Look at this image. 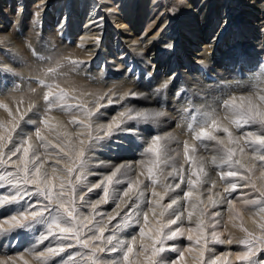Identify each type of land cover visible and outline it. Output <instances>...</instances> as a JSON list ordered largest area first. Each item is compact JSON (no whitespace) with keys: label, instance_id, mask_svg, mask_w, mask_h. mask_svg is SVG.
I'll return each mask as SVG.
<instances>
[{"label":"snow or ice","instance_id":"1","mask_svg":"<svg viewBox=\"0 0 264 264\" xmlns=\"http://www.w3.org/2000/svg\"><path fill=\"white\" fill-rule=\"evenodd\" d=\"M65 63L73 70H82L84 64L65 57L47 67L44 78L37 80L44 89L40 108L30 102L21 111V100L17 115L0 103L10 117L0 120V208L11 213L0 216V236L15 240L13 233H31L35 238L23 253L0 256V264H188L186 253H195L192 264H227L225 256L232 253L206 256L210 243L232 242L221 240L216 230L221 220L215 217L222 213L210 211L221 204L234 212L229 219L240 220L238 227L245 233L240 241L244 250L235 254L236 259L264 264L259 258L264 252V71L247 92L229 94L218 108L203 113L185 108L189 139L178 142L180 151L169 148L177 137L156 135L146 142L143 159L116 165L100 161L96 167L111 170L90 181V175H98L89 168L100 148L118 145L124 134L139 139V126L154 124L166 113L163 105L153 109L133 104L145 97L132 89L104 93L86 103L55 79L49 82L48 78L61 75ZM170 83L171 79L165 80L153 94H165ZM109 105L119 108L110 115L102 111ZM34 108L33 116L25 120ZM56 111L71 117L73 133L55 120ZM21 121L37 126L17 132ZM53 131L55 141L46 134ZM173 151L175 155H170ZM218 181L222 191L214 192ZM244 187L258 194L244 203L255 206L251 212L259 217L253 220L259 234L244 227L243 212L232 197ZM108 204L111 210L102 207ZM182 238L193 244L180 250L177 259L165 255L176 251V245L168 242Z\"/></svg>","mask_w":264,"mask_h":264},{"label":"bare ground","instance_id":"2","mask_svg":"<svg viewBox=\"0 0 264 264\" xmlns=\"http://www.w3.org/2000/svg\"><path fill=\"white\" fill-rule=\"evenodd\" d=\"M16 1L0 0V3L3 4L0 6V38L6 39L8 43L5 45L8 48L6 51L11 53V56H15L14 51L18 43L16 44L10 39L11 32L9 34L6 32V24L11 21L8 18L7 12L9 11L7 10H15L14 6H18ZM172 1L173 3L169 5L164 0H83V2L75 0V3L71 5L72 8L68 6L63 8L62 0H23L21 6L17 8L24 13H18L16 18L12 17L14 23L20 28H28L27 32L41 28V33L36 32V40L37 46L43 51L52 46L47 39L48 34L45 37L42 36L47 27H57L58 35H62L64 41L71 39L74 33L78 35L76 41L79 52L75 51V53L86 60L81 68L87 73V77L83 76L87 82L80 81L85 83L81 89L82 95L80 93L82 101L88 103L104 93H119L132 89L143 93L145 97L133 100L132 103L136 106L160 109L163 105L166 115L154 124L139 126V139L130 134L118 145L112 144L115 146L114 152L118 154L117 162L114 159L112 162L110 161L111 155H108L107 147L100 148L93 155L90 171L98 175H90L92 181L99 180L101 175L111 170L104 166L96 167L100 161L116 165L125 161L134 162L143 159L144 156L138 157L140 153L143 155V147L146 146L148 140L158 134H171L177 137V141L169 143V148L180 151L178 142L189 139L185 127L181 128L182 131H185L184 134L179 129V126L184 125L179 123L184 120L182 114L185 108L199 109L201 113L218 108L212 101L216 96L215 93H219L216 97L218 102H221L229 94H244L251 86L244 87L245 82L243 88L246 89L240 91L241 84H237L235 80L239 79L238 82L240 79L253 80L254 83L257 76L254 77L251 70L264 69V0ZM70 2L69 0L67 3L70 4ZM158 2L162 3L164 8L157 13H152L154 5ZM37 5L43 7L42 18L33 19L30 24L27 21L28 14L32 10L34 11V6ZM30 6L33 8L29 9ZM114 11L118 13H113ZM116 14L119 16L113 18L110 16ZM96 19L101 20L94 22ZM34 20H36L35 23ZM108 20H112L114 26L110 27ZM35 25L36 27H34ZM97 38L99 44L96 43ZM79 45L87 47L81 48ZM64 47H61V50L58 48L56 53L47 55L56 57L60 53L64 54L62 51ZM0 48L2 49V47ZM3 49L5 48L3 47ZM16 52L19 51L16 50ZM40 55L42 54L40 53ZM69 55L65 54L64 58ZM63 60V58L60 59V61ZM105 63V68H103ZM221 68L228 70H221ZM211 71H215L218 75L214 78L215 80H212L213 75L208 73ZM183 78L188 82H193V86L197 82L198 87L195 86L197 88L189 89L190 93H193L197 105L188 101L187 90L181 87ZM169 79H171V83L166 93L154 95L153 89ZM89 81L92 83L89 84ZM200 82L201 85H199ZM60 83H67L69 88H72L68 77H63ZM235 87H239V90ZM35 102L38 108L39 103L37 100ZM199 104L202 106H198ZM89 107H91V103H89ZM118 108V105H109L102 111H107L111 115ZM35 110L30 112L25 120L32 117ZM176 118H179L178 122H176ZM55 120L63 124L61 117L57 115ZM22 123V126H29ZM65 129L69 133L75 131L66 126ZM140 148L141 150H138ZM170 155H175V152H170ZM176 159L179 160L180 157ZM168 179L171 181L172 178ZM258 182L261 183L259 180ZM225 206L221 204L218 209H213L219 210L224 215ZM103 207L106 210H111L112 205H103ZM249 215L251 217L246 218V226L250 231H257L258 228L253 220L259 221V217L254 216L252 212ZM230 246L232 245L229 244L228 247ZM227 251L221 255L212 254L211 256H225L226 253H232V255L225 256L227 264H236V262L240 264L235 254L242 251H229V249ZM186 259L188 264H192L191 256L186 254Z\"/></svg>","mask_w":264,"mask_h":264},{"label":"rangeland","instance_id":"3","mask_svg":"<svg viewBox=\"0 0 264 264\" xmlns=\"http://www.w3.org/2000/svg\"><path fill=\"white\" fill-rule=\"evenodd\" d=\"M62 1H63V8H66L67 6L72 8L71 5H73L75 3L74 2L75 0H73V3H72V0H70L71 1L70 4L67 3V2H69V0H62ZM78 1L81 2V0H77V2ZM164 1L169 3V5H171L173 3L172 0H164ZM22 2H23V0H21V1L17 0L16 4L18 6H14L15 10H12V9L7 10V11H9V12H7L9 14L8 18L11 21H9L6 24L7 25L6 32L8 34L11 32L12 34H10V36H9L10 39L13 40L12 42H15L16 44L18 43L17 46H20V47L16 46V50L19 51V52H16V50L14 51L16 53L15 54L16 57L15 56H11L12 54L6 51L8 49L5 46L6 44H8L6 42V39L0 38V47H2V49L0 48V73H2V74H0V103L7 104L8 107L13 110V112L15 111L14 114H17L16 113V107H17L18 102L21 101V100H23V103L19 104V107H20L21 111H23L25 109V107H27L30 102L36 103L35 102L36 100L39 103L38 104V106H39L38 108H40L42 106V104H43L42 93L44 92V89H42V88H40L38 86L37 80L41 79V78H44V71H45V69L47 67L55 66V63L57 61H60L61 58L64 59V55L65 54H70L69 56H65V57H69L70 58V56H71V59L80 60V61H83L84 63L86 61L85 59L80 58L79 56H77L78 54L75 53V51L79 52V50H78L79 47L77 49V41H76L78 39L77 38L78 35L74 33V35L71 37V39H69L70 41L69 40L64 41L63 36L62 35H58V32L56 30L57 27L56 28L47 27L44 30V32L47 31V30L48 31L46 33L43 32L42 36L45 37L48 34L47 39L49 40V43H51L52 46L49 49H46L44 51L41 50L37 46V40H36V38H37L36 32L41 33V28L39 30L36 29L37 31L33 28L34 30H31V31L27 32L28 28L24 29V28L21 27L22 28V30H21L19 25L15 24L14 21H13V18L18 17L17 16L18 13H22L23 12V11L21 12V10L19 8H17V7L21 6ZM82 2H83V0H82ZM0 6H3V4L0 3ZM8 8H10V7H8ZM32 8H33V6L32 7L30 6L29 9H32ZM34 8H35L34 11L32 10L28 14V17H27V21L30 24H32V20L33 19H37V18L39 19L40 17L42 18L41 12L43 10V7H40L39 5H37L36 7L34 6ZM163 8H164V5L162 3L158 2V3H156L154 5V7L152 9V13H157L159 10H162ZM172 12H174V11H172ZM91 13H93V12H91ZM113 13H118V12L114 11ZM159 13H161V12H159ZM95 16H96V14H95ZM110 16L113 18L114 16L118 17L119 15L116 14V15H113V16L110 15ZM87 17H89V16H87ZM92 17H94V16H92ZM98 20H101V19H96V20H94V22H96ZM35 22H36V20H34V23ZM108 23L110 24V27L114 26V24L112 23V20H110V21L108 20ZM24 24H26V23H24ZM34 27H36V25ZM39 33H38V36H39ZM2 44H4V45H2ZM63 46H65L64 50L62 49V51H64V54L60 53L56 57L54 55H52V56H48L47 55V54L56 53L57 49L58 48L60 49ZM79 46L81 48L82 47H87L85 45H79ZM3 47L5 49H3ZM40 53L42 55H40ZM37 56L44 57V60H42V61L38 60ZM105 65H106V63L103 64V68H105ZM114 66H116V65H114ZM9 68L12 70L11 74L7 73V72H3L4 69H9ZM221 70H226L227 71L228 69H222L221 68ZM251 71H252V74H253L254 77H256V76L258 77L260 75V73L262 71H264V69H262V70L261 69H253ZM211 72H208V73L211 74V76L213 75L212 76L213 77L212 80H213L218 75L216 74L215 71H213L212 73ZM253 72H255L257 74H255ZM82 73H84V74L82 75ZM10 75L12 76V78H11ZM83 76L87 77V73H85L81 69L73 70L71 65L69 66L67 63H65V67L63 69H61V75L58 78H48V79H49V82H52V80L55 79V82L59 83L61 81V79H63V77H65V78L68 77L69 83L72 86V88H69L70 86L67 83H63V84L60 83V86L64 87L67 90H69V92H70V94L72 96H74V97L78 96L79 98H81V95H82L81 89L85 86V83H81L80 81L84 80L85 82H87L83 78ZM12 80H14V82H12ZM243 80H244V82H243ZM181 81H182V84H181L182 86L181 87H183L185 90H187L186 91L187 92L186 96L188 98V101L190 100L193 103H195V99H194L195 97L192 95L193 93H190L191 91L189 89H191V88L194 89L195 86L198 87L197 82H195L196 84H195V86H193L194 85L193 82L189 81L190 82V85H189V82L186 79H184V78L181 79ZM238 81H239V79H237V81L235 80V82L237 84H239V85L241 84L242 86L241 85L239 86L241 88H239V87H235V88L237 90L240 89V91H244L246 89V88L245 89L243 88V85L245 84V82H246V84L244 85V87H247V88H249V86H252L254 84L253 80L240 79V82H238ZM255 81L256 80H254V82ZM208 82H210V81H208ZM242 82H243V84H242ZM91 83H92V81H89V84H91ZM250 83H252V84H250ZM64 84H66L67 86L64 85ZM183 84L186 85V86H184ZM199 85H201V82H200ZM246 85H248V86H246ZM17 86H18V88H17ZM197 87H195V88H197ZM235 88H234V90H236ZM33 89H35V91H32ZM73 90H75V91H73ZM80 93H81V95H80ZM218 94L219 93H215L216 96H215V98L213 97V99H212V101H214L217 106L220 103V102H218V100L216 98L218 96ZM198 106H202V104H199ZM33 110H35V108ZM29 113L30 112H28L27 115H30ZM194 113L195 112H192V114L191 113H189V114L193 115ZM27 115H25V118H26ZM52 115L53 116L57 115V116L61 117V119L63 121V124L67 128H69L71 130H75V127L73 125L69 124V120L71 119V117H69L67 115H62L58 111L53 112ZM179 118L175 119L176 122H178L177 119H179ZM9 119H10V117L8 116L7 112H5L3 109H0V120H3L5 122H7ZM27 119H29V118H27ZM22 122L23 121L20 122V127L17 129V132L20 131V128H23L25 131H31L32 129H34L37 126V124L34 123V124H30L29 126L25 127V126H22V124H23ZM179 124L180 125L184 124V120L181 123H179ZM182 126L185 127L184 125H181V126H179V129H180V132H182V134H184L185 131L181 130ZM46 134L48 135V138L50 140L55 141V131H53L52 133H46ZM129 135L130 134H124L122 139H121V141H120V143L126 137H128ZM32 139H33V143H36V138H35L34 135H33ZM14 140H15V136H14ZM8 147L11 148L12 144H9ZM113 148H115V146H112V145H110V147L107 146V149L109 150L108 151L109 152L108 155H111V158H112V159L110 158L111 162L113 161V159L117 162L118 154L116 152H114ZM116 148H117V146H116ZM144 148L145 147H143L142 152H143ZM138 150H141V148L138 149ZM141 156H143V155L140 153V155L138 157L141 158ZM13 159H15V157ZM89 171H90V168H89ZM88 178H89L90 181H92L91 180V176H89ZM96 179H97V177H96ZM241 183H244V181H241ZM257 183L259 184L258 181H257ZM214 190L222 191V187H220L219 183H218V187L216 189H214ZM0 191H3V190L0 189ZM97 191H99V190H97ZM89 195H92V194H89ZM256 195H258V194L254 193L253 190L250 187H244V188H241V189H237L236 192L232 193V197H236L237 198L235 200L236 207L238 209H241L242 212H243L242 222L244 224V227H246V228H248L246 226V218L250 216L249 214L251 212V209H253L255 206L251 205V204H245L244 201L245 200H251ZM232 197H229V198H232ZM104 209L106 210V208H104ZM210 211L211 212H215V210L213 208H211ZM10 214L11 213L6 212V210L4 208H0V216L10 215ZM230 216H234V212L233 213H229L227 211V206H225V214L222 215V218L215 217V219L216 220H221V223L216 225V230L222 232L221 236H220V239L221 240L225 239L224 241H227V240L231 239L232 242L231 243H227V244L226 243H210L208 245V247H209V249H211V251L206 252V256H211L212 254L213 255H217V254L221 255V254H223V252H228L227 251L228 249H229V251L230 250L231 251H235V250L236 251H243L244 250L243 245L240 243V241L245 238V233L242 232L240 230V228L238 227V225L241 223V221L240 220H236V219L230 220L229 219ZM233 225H237V226L234 227ZM173 227H175V226H173ZM128 231H132V229H129ZM211 231H212V229H209V232H211ZM253 232H256L257 234H259V229H257V231H253ZM12 235L16 237L15 240H12L11 238H6V237H3V236H0V256L17 255V254L23 253L26 249L30 248V246L33 244L34 239H35L31 235V233H25V234L20 235V236H16V234L13 233ZM45 243H47V241ZM168 243L176 245V251H169V252L165 253V255H167L168 257H170L172 259H177L178 256H179L180 250L186 249L189 245L193 244V242L187 241L185 238H182V239L176 240V241H169ZM229 244L232 245V246H230L231 248L228 247ZM39 247L43 248L44 245H40ZM186 254H188V253H186ZM188 255H189V257L190 256L192 257V256L195 255V253H191V254H188ZM259 258L260 259H264V252L260 253ZM239 263L242 264V262H240V261H239ZM236 264H238V262H236Z\"/></svg>","mask_w":264,"mask_h":264}]
</instances>
